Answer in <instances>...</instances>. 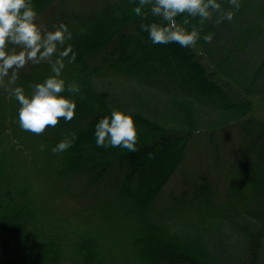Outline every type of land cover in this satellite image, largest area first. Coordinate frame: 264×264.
Returning <instances> with one entry per match:
<instances>
[{"label": "trees", "instance_id": "trees-1", "mask_svg": "<svg viewBox=\"0 0 264 264\" xmlns=\"http://www.w3.org/2000/svg\"><path fill=\"white\" fill-rule=\"evenodd\" d=\"M58 1L33 0L40 25ZM133 7L132 0H99L86 13H63L78 53L63 77L82 91L62 94L75 99L76 115L40 134L26 131L18 123L20 104L1 85L0 143L49 158L46 177L63 193L115 179L125 227L115 244L121 242L122 264H264V0H242L231 21H206L195 47L153 44ZM208 33L219 44L203 41ZM51 74L47 62L33 63L16 84L30 93ZM113 108L133 109L135 151L96 144L95 126ZM231 131L239 142L218 140ZM73 133L78 139L70 148L52 151ZM201 139L209 142L196 143ZM2 161L0 264H120L101 250L98 237L45 221L37 198ZM233 232L241 247L228 245Z\"/></svg>", "mask_w": 264, "mask_h": 264}, {"label": "clouds", "instance_id": "clouds-1", "mask_svg": "<svg viewBox=\"0 0 264 264\" xmlns=\"http://www.w3.org/2000/svg\"><path fill=\"white\" fill-rule=\"evenodd\" d=\"M132 11L143 18L141 29L147 32L153 44L179 43L182 47H195L201 38V28L206 21L220 24L231 21L242 7V0H226L231 7L225 8L221 0H132ZM39 13L33 0H0V85L10 87L11 94L19 102V126L36 134L48 126L55 127L60 118L71 121L76 115L74 98L63 95L81 93L82 85L63 77L67 63H74L78 53L72 43L73 31L64 21L54 30L46 29L37 22ZM155 17L150 22L148 17ZM183 16L182 22L178 17ZM198 18V23L193 19ZM188 25H191L189 29ZM203 39L211 43L212 33ZM29 62H47L51 75L32 85L26 93L16 84L19 73ZM133 109L123 111L113 108L110 116H103L95 126L96 144L104 147H123L136 150L137 122ZM78 139L75 133L60 140L52 148L62 153ZM46 148L42 144L41 149Z\"/></svg>", "mask_w": 264, "mask_h": 264}, {"label": "rangeland", "instance_id": "rangeland-1", "mask_svg": "<svg viewBox=\"0 0 264 264\" xmlns=\"http://www.w3.org/2000/svg\"><path fill=\"white\" fill-rule=\"evenodd\" d=\"M98 3L99 0H59L51 10V14L42 17L41 25L46 29H53L56 24L63 20V13L68 16L77 12L86 13ZM213 40L216 44H219V38L214 37ZM32 64V62H29L27 65L32 66ZM108 86H101V91L105 90ZM15 103L19 102L15 99ZM218 140L224 143H237L240 140V134L231 131L226 135L218 137ZM208 142L209 139H201V141L196 143ZM26 152L29 151L26 150ZM26 152L25 150L21 152L13 143H0V158L5 164L4 168L9 167L15 173H12L11 176L13 181L22 178L20 181L27 185L25 187L29 188L32 195L40 202H37L39 204L40 216L45 221L57 223L61 228L65 227L67 229L74 226L75 228L84 230V233H90L94 238L98 237L101 242V250L103 252L107 250L109 257L114 256L113 259L122 264L123 261L121 259L125 258V256L120 255L119 257L117 255L119 254L117 253V247H119L121 242L117 247H115V244L117 243L116 240H121V237L124 235L125 227L122 224V206L117 204V193L111 186L115 183V179L105 180L89 190L83 189L81 186L80 189H71L67 193H63V190L57 187L52 179L46 177L51 167L49 158L41 159L40 156L39 158H34V156L30 155V152ZM196 154L198 153L191 155L190 158L194 160ZM17 166L21 167L23 171H17ZM184 170L183 172H185ZM171 190H177V186L175 188L171 187ZM85 191L87 192L85 193ZM62 198L64 204L60 201ZM164 198L167 200V203H173L174 199L170 190L167 191ZM69 200L73 204L79 203L80 207H84L83 211L77 209L75 205L69 204ZM228 237H230L227 241L228 245L235 246V248L242 246L243 240L235 235L234 232L233 234L230 233ZM78 238V235L74 234L72 237L73 243L79 241ZM113 240H115L114 244Z\"/></svg>", "mask_w": 264, "mask_h": 264}]
</instances>
